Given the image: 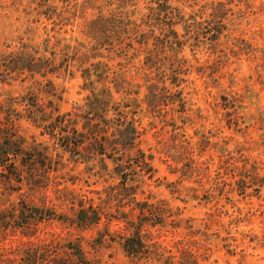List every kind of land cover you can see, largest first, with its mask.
Masks as SVG:
<instances>
[{
    "label": "rangeland",
    "instance_id": "1",
    "mask_svg": "<svg viewBox=\"0 0 264 264\" xmlns=\"http://www.w3.org/2000/svg\"><path fill=\"white\" fill-rule=\"evenodd\" d=\"M154 2L0 0V101L33 96L53 101L60 114L82 106L89 93L73 52L98 48L92 53L104 57L90 63H106L138 92L114 93V102L137 98L139 107L130 108L142 131L135 150L148 163L143 170L136 155L109 148L103 163L89 166L64 155L60 187L94 198L99 223L40 222L33 236L0 230V264H24V249L59 242L37 264H264V0H168V15L154 13ZM163 27L172 49L159 50ZM103 32L111 39L100 46ZM67 47L72 61L51 55ZM34 56L54 64L41 73L5 72L11 60L24 66ZM15 130L23 148L60 153L42 128L22 119ZM21 193L55 217L71 214L53 188ZM19 197L0 196V209ZM127 239L130 247L141 242L133 256L123 248ZM70 243L85 261L63 249Z\"/></svg>",
    "mask_w": 264,
    "mask_h": 264
},
{
    "label": "trees",
    "instance_id": "2",
    "mask_svg": "<svg viewBox=\"0 0 264 264\" xmlns=\"http://www.w3.org/2000/svg\"><path fill=\"white\" fill-rule=\"evenodd\" d=\"M160 2L163 3L162 6L159 5ZM167 2L168 0H156L154 3L157 6L152 9L153 12L168 15V8H162L166 6ZM163 22H166L167 26H172V23H168V21ZM169 30L168 27L160 29L159 32L164 34L166 39L160 40L159 50L174 47L175 39L167 36ZM107 34V32L101 34L98 45H105L111 39ZM166 44L168 45L166 46ZM68 50L67 47L64 50H59L58 53L52 52L51 55L62 54L64 56L62 62H64L68 57L66 55ZM96 50L98 48L86 49L85 53L76 50L73 52L74 56H79L81 59L80 76L83 80V89L89 93L82 106L76 107L68 113L60 114L53 101L39 103L37 97L33 96L29 98L22 96L20 100L0 101V196L9 198L12 194H18V197L19 195L21 197V192L25 189L34 192L53 188V192L59 195L57 200L61 202L63 207L71 211L70 215L62 214L60 217H55L53 209L31 206L24 199L21 201L19 197L17 202L8 203V206H3L0 209V230L33 236L34 231L31 233V230L40 222L58 221L82 229L99 223L101 209L98 210V207L94 206V198L66 187H60L63 184L57 180L59 177L57 174L64 168L61 161L64 155H68V162L69 160L75 164L82 162L89 166V163L98 159L103 163V155L109 148L113 151H120L123 155L131 152L132 155L137 156L135 161L138 167L143 170L148 167L145 154L135 150L139 144L142 131L140 132L135 127V118L132 117L130 108L139 107L137 98L132 97L129 103L114 102V93H123L124 89H127L124 94L131 96L138 94V92L129 87L125 88V85H130L126 83L123 75L111 71L106 63L101 60L90 63L91 59L104 57L103 54L92 53ZM151 52L153 53L154 50ZM109 54L113 57H119L116 51H110ZM74 56L68 57V59L72 61ZM34 57L22 59L24 66L19 65L18 60L14 61L13 59L8 62V66H4V70L8 74L17 73L18 75L25 71L41 73V70L45 69L46 66L54 64V59L44 57H35V59ZM45 63L48 64L44 65ZM88 63L89 65L85 66ZM2 66L0 63V67ZM177 74L170 76V82L173 85H176ZM152 90L154 92V89ZM110 115L112 117H109ZM22 119L32 123L37 128H42L50 140L54 141L53 152L59 150L61 155L57 153L52 156L48 147L42 150L23 148L22 141L15 133L16 124ZM79 121H81V128L84 133H79L77 130ZM116 148H120V150ZM120 179L124 189H127L129 180L125 175L123 178L121 176ZM87 193H92V191ZM107 195L112 198L115 196L113 193ZM132 210L131 208L130 211ZM127 215H124V220H129ZM138 240L140 239L138 238ZM135 242L139 243L136 245L133 242V247L128 245L129 239L123 244L128 256L138 253L137 248L140 249L141 242ZM59 244L48 243L29 247L20 253V257L25 260L24 264H37L39 260H45L48 253L55 252L53 249H60ZM63 249H67L69 251L67 253L75 261H85V255L80 245L70 243L67 248L64 246Z\"/></svg>",
    "mask_w": 264,
    "mask_h": 264
}]
</instances>
